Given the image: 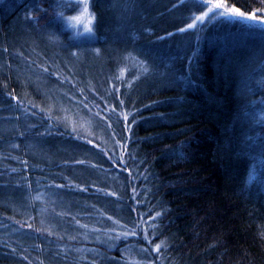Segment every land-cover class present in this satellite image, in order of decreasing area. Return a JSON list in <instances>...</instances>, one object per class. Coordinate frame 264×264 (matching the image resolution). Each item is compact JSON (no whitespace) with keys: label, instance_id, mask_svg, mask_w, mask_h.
Here are the masks:
<instances>
[{"label":"trees","instance_id":"1","mask_svg":"<svg viewBox=\"0 0 264 264\" xmlns=\"http://www.w3.org/2000/svg\"><path fill=\"white\" fill-rule=\"evenodd\" d=\"M166 2L168 10H159ZM224 2L242 11L264 7V0ZM91 5L96 35L88 46L117 48L150 69L146 79L134 81L119 74L100 76L91 68L80 74L66 63L67 79L60 80L71 92L66 102L78 106L103 132L104 143L74 132L43 92L26 93V69L18 68L25 57H14L12 50L20 24L37 41L57 33L76 46L78 38L66 33L56 16L58 11L69 14L73 0H0V264H43L30 259L41 248L20 246L3 236L5 230L13 237L50 238L58 248L53 258L73 262L61 250L65 244L98 248L120 262L128 259L121 261L126 257L122 251L147 248L151 264H264V186L246 183L257 162L253 157H264V123L252 118L264 111V35L259 26L249 33L208 19L197 22L192 35L187 25L193 13L199 14L198 0H151L148 5L155 10L149 22L142 0H91ZM173 8L182 13L169 17ZM180 29L190 36L184 48L168 40ZM53 59L41 62L48 67L43 66L45 77L55 80ZM110 157L115 164L108 162ZM88 168L116 182L110 186L78 175ZM9 186L21 187L29 197L51 189L70 194L72 211L62 218L71 232L80 215L82 220L119 221L113 228L97 225L96 235L115 236L124 230L121 225L135 227L137 235L111 244L87 240L96 235L78 240L74 234L66 239L49 233L35 219L42 200L24 212L33 220L5 210L2 190ZM161 241V251H152Z\"/></svg>","mask_w":264,"mask_h":264},{"label":"rangeland","instance_id":"2","mask_svg":"<svg viewBox=\"0 0 264 264\" xmlns=\"http://www.w3.org/2000/svg\"><path fill=\"white\" fill-rule=\"evenodd\" d=\"M142 1L146 3V22H149L155 7L148 5L151 0ZM169 4V2H166L164 6L159 7V10H164L165 6H168ZM165 10L167 11L168 8H165ZM180 13H182L181 9L179 10V8H173L171 14H169V17L175 18L177 14ZM166 15L167 13H165V16ZM221 20L225 21L223 18H221ZM58 22L62 24L64 31L72 36V38H78L76 40V46L67 44L65 41L61 40L57 33L49 34L46 32L48 37L45 39V42L41 39V37H39L37 41V36L35 33L29 32L21 24L15 31L14 39H11V44L13 45L12 50L15 52L14 57L22 55L25 57L24 61H19L20 65H18V68L22 67L23 69H26L24 72V83L29 86L26 93L30 92L38 94L43 92L44 95H46L50 108L58 110L62 114L61 119L65 121L66 125L70 126L72 129L75 127L78 134L87 136L92 141L104 143L106 138L104 137L103 132L93 122L90 121L87 115L81 109H79L78 106H70L66 102V98L67 96H71V92L67 88V85L60 82L62 79H67L65 78L67 77L66 63L73 65L76 71L80 74H83V71L91 68L96 69L97 74L100 76L119 74L124 77H131L134 81L146 79L150 69L148 67L146 68V62L144 60L141 62L138 59L129 58L120 51H117V48H111L107 50L106 48H95L88 46L87 43H82V41L85 39L84 37L76 36L74 31L66 27L62 21L58 20ZM248 22L252 23L250 21ZM230 23L235 24V30H240L242 27L247 29L248 27V24H246L245 21L233 20ZM158 24L159 23L157 21L154 22V25L160 29L161 26H158ZM258 26H255L254 30L248 32H256V28ZM196 31V27L189 30V32L193 33L192 35H196ZM186 37L190 38L187 33L178 31L172 34L168 40H172V43L175 47L180 48L178 46L179 43L184 48L187 43L185 41ZM178 39H180V42H178ZM182 40H184V42ZM128 51L132 53L135 50L129 48ZM47 56L49 58H55L53 59L55 62L52 63V66H50L51 71L57 74L55 80L54 78L45 77L46 75L43 66L47 67V65L46 63L42 62H45V57ZM145 68L147 71H145ZM112 71L114 72L112 73ZM39 72H41V74ZM27 85L25 87H28ZM39 145L40 143H35V147H38ZM98 162L100 163V161ZM108 162L110 164H115L111 160V157L109 158ZM78 175L84 178H90L95 182L109 184L110 186L116 182L115 178L112 176L99 174L92 168H88V170H79ZM111 180L113 183H111ZM44 194L45 193L42 192L36 194V196L31 195V197H29L24 193L21 187L9 186L2 190L4 201L1 204L3 207H5V210H11L17 215H28L24 214L26 208L30 207V204L36 202V200H42L43 209H37L38 213L36 215L37 218L35 219L42 227L48 229L50 231L49 233L58 235L63 234L66 239H69V237L74 234L78 236V240L79 238H81V240H85L96 235L98 231L97 225L102 229H106L108 223H110L111 228L115 226L116 219L114 217H111V219H109V217L95 218L92 221L96 223H90L92 221L85 219L82 220L80 215H78L79 218L74 217L76 222L74 228L76 229V232H71L70 228L67 227V223L62 218V213L72 211L71 208L74 202L73 197L70 194L66 192L63 193V191L58 189H51L48 194ZM81 202V200H78V205H80ZM109 209H111V207ZM99 210L103 211L106 210V208L99 207ZM28 219L33 220V215H28ZM2 224L3 223L0 221V226ZM5 232L6 230L2 232L3 236H6L9 239L11 238L14 243H17L20 246L30 249L34 247H39L42 249L41 252H39V255L32 253L30 256L32 262L39 260L43 264H136V262H140V264H151L152 261L151 256L148 255L149 251L148 253H145L141 250H134L132 248L127 250V252L122 251L123 257H126L121 261L125 260L126 258L128 259L126 261L120 262L117 261L119 260L118 258L117 260L108 258L98 248H90L85 246L71 248L69 244H65V247H62L61 250L67 256L72 255L76 260L73 262L69 259H54L52 254L54 255V252L57 251L58 248L56 247L57 243H55L50 238L46 239L45 237L31 234H20L17 236L13 230H10L12 235L17 236L13 237ZM110 236H112V234H104V236L100 234L95 236L96 240L92 238L87 240L96 241L97 243L106 241V243H108L110 241ZM123 240L125 241L126 239H121L118 241V243ZM113 243L114 241H111V244ZM106 246L108 247L107 244ZM109 249H114V246L111 248L109 247Z\"/></svg>","mask_w":264,"mask_h":264},{"label":"snow or ice","instance_id":"3","mask_svg":"<svg viewBox=\"0 0 264 264\" xmlns=\"http://www.w3.org/2000/svg\"><path fill=\"white\" fill-rule=\"evenodd\" d=\"M181 2H183V0H181ZM198 4L200 9L199 14L197 15L193 13L192 22L187 25L188 29L195 28L197 22L204 24L207 19L219 20L223 18V20L228 22L233 20L250 21L252 23L248 25L246 31H252L255 29L256 25H259L261 35H264V7L253 11H242L238 6H228L224 0H198ZM56 7L62 8L63 5L58 4ZM68 12L69 14H66L65 11H58L56 16L66 27L72 29L76 36L85 38L82 43L90 42L91 38H94L96 35V15L92 10L91 0H73V7L70 8ZM32 19L36 18L33 17ZM180 31L183 32L185 29H180ZM46 70L47 69H45V71ZM145 71H147L146 68ZM12 98L17 99V97ZM252 118L254 122L264 123V111H262L259 116L257 114H253ZM125 119H127L126 116ZM73 131H76L75 127H73ZM249 139L254 138L250 137ZM253 159L257 162L250 166L246 183L251 184L253 182H257L264 186V157H253ZM157 215H160V213H157ZM109 219H111V217H109ZM153 219L155 218L153 217ZM115 223L119 224V221H115ZM121 228L124 230L118 231L115 236L109 237L111 241H119L121 239H127L129 236L137 235L135 227L129 230L126 225H121ZM110 231H115V229ZM144 233V239L151 244L152 241L149 239L147 229H144ZM162 245H164L163 241L155 244L152 251L159 253ZM141 251L147 253L149 250L147 248H143ZM136 264H140V262H136Z\"/></svg>","mask_w":264,"mask_h":264}]
</instances>
